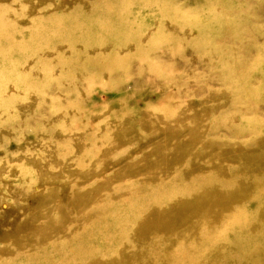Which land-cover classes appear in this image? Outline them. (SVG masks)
Masks as SVG:
<instances>
[{
    "label": "rangeland",
    "instance_id": "obj_1",
    "mask_svg": "<svg viewBox=\"0 0 264 264\" xmlns=\"http://www.w3.org/2000/svg\"><path fill=\"white\" fill-rule=\"evenodd\" d=\"M0 264H264V0H0Z\"/></svg>",
    "mask_w": 264,
    "mask_h": 264
}]
</instances>
